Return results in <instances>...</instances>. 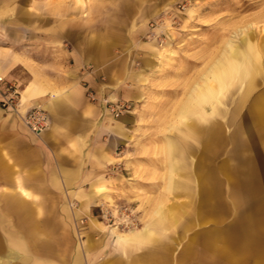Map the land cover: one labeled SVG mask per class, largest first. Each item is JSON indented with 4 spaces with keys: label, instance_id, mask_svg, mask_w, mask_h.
Segmentation results:
<instances>
[{
    "label": "rangeland",
    "instance_id": "374dc122",
    "mask_svg": "<svg viewBox=\"0 0 264 264\" xmlns=\"http://www.w3.org/2000/svg\"><path fill=\"white\" fill-rule=\"evenodd\" d=\"M125 1L0 0V24L19 18L33 27L26 36L0 25V46L38 39L48 26L56 34L79 23L87 41L110 37L111 52L121 46L129 53L140 75L141 97L126 101L128 111L115 117L104 111L100 99L112 98L105 94L99 98L102 116L137 120L133 134L140 137L134 145L146 163L133 179L160 186L138 206L121 200L123 189L105 190L118 193L119 202L108 198L90 206L71 195L55 198L54 205L31 206L29 212L43 220L36 223L38 236L31 235V222L11 204L12 196L7 206L0 205V264H125L127 254L131 264H175V251L189 241L197 249L211 246L214 257L222 256L216 249L222 247L224 264H264V104L259 105L264 101V0H147L160 9L150 14L133 13L132 0L126 6ZM121 22L124 29L118 28ZM252 66L259 72L243 99L244 83L240 88L241 82L230 77L223 82L229 90L225 101L214 111L195 105L206 85H217L224 72L237 69L247 77ZM14 84L16 110L2 106L4 89L0 108L20 118L31 104L24 85ZM118 171L125 182L126 168ZM189 181L197 186L196 198H172V187ZM205 214L213 218L200 220ZM191 215L198 220L189 221ZM99 224L106 226L103 231ZM143 227L150 232L144 241L116 236Z\"/></svg>",
    "mask_w": 264,
    "mask_h": 264
},
{
    "label": "crops",
    "instance_id": "0c3cea01",
    "mask_svg": "<svg viewBox=\"0 0 264 264\" xmlns=\"http://www.w3.org/2000/svg\"><path fill=\"white\" fill-rule=\"evenodd\" d=\"M126 3L127 0L125 6ZM132 3L133 13L150 14L160 10L154 9L156 1L150 4L147 0H132ZM124 14L127 16L122 19L125 23L128 14L125 11ZM18 19L8 25L29 35L27 31L33 29L32 24ZM122 24L118 25L119 29H124ZM45 29L47 33L38 39L25 37L13 45L0 46V73L3 75L0 93L8 83L23 84V92L31 104L29 107L43 103L49 116L48 129L34 135L20 118L0 108V205L7 206L14 196L11 204L20 212L24 210L23 218L31 222L32 236H38L36 223L43 220L34 217L32 209L29 212L31 206L54 205L55 198L63 201L71 195L78 204L90 206L104 204L108 198L120 201L118 193L108 194L106 189H123L125 197L121 196V200L138 206L148 192L156 194L160 191L158 184L133 179L135 171L139 172L140 165L146 163L134 145L140 137L134 138L133 134L137 120L125 115L110 121L102 116L99 98L105 94L128 102H136L141 97L140 75L133 68L129 53L121 46L115 47L119 49L118 53L111 52L113 42L110 41L113 40L110 37L96 36L87 41L84 24L62 27V31L56 34L54 27ZM28 41L34 43L27 44ZM58 42L62 44H56ZM258 72L257 66H252L247 77L237 69L224 72L217 85H206L195 105L214 111L218 103L225 101L224 96L229 90L223 82L224 78L230 77L241 82L240 88L244 83L242 97L239 96L240 100L243 99L252 90L254 75ZM89 90L94 92L95 100L87 96ZM123 144L125 148L120 150ZM123 151L126 154L124 161L121 159ZM123 167L127 175L125 182L121 180L123 173L118 171ZM170 194L177 200L186 195L192 201L196 198L197 186L189 181L181 187L180 183L172 187ZM192 218L198 220L197 215H191L189 221ZM212 218L208 214L199 216L205 221ZM105 227L99 224L98 230L103 231ZM116 236L141 242L149 238L150 232L143 227ZM197 248L193 241H189L175 251V264H224L227 261L220 246L216 249L222 256L217 257H214L211 246L202 248L205 251ZM129 257L132 256L127 254L125 264H131L128 263ZM235 260L237 262V258Z\"/></svg>",
    "mask_w": 264,
    "mask_h": 264
},
{
    "label": "built area",
    "instance_id": "2783aa9c",
    "mask_svg": "<svg viewBox=\"0 0 264 264\" xmlns=\"http://www.w3.org/2000/svg\"><path fill=\"white\" fill-rule=\"evenodd\" d=\"M3 81V77L0 76V82ZM17 89L14 83L6 84L4 88V95L2 96V106L6 109L16 110L15 98L17 97ZM87 96L91 100H95V94L89 90ZM101 103L104 111L111 113L113 116L118 117L122 112L128 111L129 105L126 101L119 99L112 100L107 96L102 97ZM20 118L26 128L34 135L43 133L49 127V116L47 111L42 107V104L38 103L29 107L24 111Z\"/></svg>",
    "mask_w": 264,
    "mask_h": 264
},
{
    "label": "bare ground",
    "instance_id": "6f19581e",
    "mask_svg": "<svg viewBox=\"0 0 264 264\" xmlns=\"http://www.w3.org/2000/svg\"><path fill=\"white\" fill-rule=\"evenodd\" d=\"M188 13H189V12H188ZM111 99H112V100H116V98H115V97H112Z\"/></svg>",
    "mask_w": 264,
    "mask_h": 264
}]
</instances>
